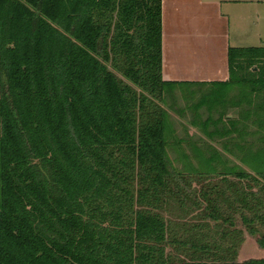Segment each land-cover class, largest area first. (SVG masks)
Instances as JSON below:
<instances>
[{
  "label": "trees",
  "instance_id": "obj_1",
  "mask_svg": "<svg viewBox=\"0 0 264 264\" xmlns=\"http://www.w3.org/2000/svg\"><path fill=\"white\" fill-rule=\"evenodd\" d=\"M228 61L201 83L192 124L221 148L195 147L192 177L168 153L167 96L194 83L163 79L162 0H0V264H264L221 227L238 214L264 248V47ZM208 177L216 230L172 232L164 204Z\"/></svg>",
  "mask_w": 264,
  "mask_h": 264
},
{
  "label": "crops",
  "instance_id": "obj_2",
  "mask_svg": "<svg viewBox=\"0 0 264 264\" xmlns=\"http://www.w3.org/2000/svg\"><path fill=\"white\" fill-rule=\"evenodd\" d=\"M162 44L164 80L194 83L184 87L225 82L230 76V47H264V0H162ZM217 144L212 145L221 148ZM227 178L224 183H220L221 177L212 182H217L218 190L229 192V180L235 182L237 178ZM236 216L233 222L221 223V227L244 232L237 236L242 241L234 257L243 261L261 247ZM204 220L212 221V230L217 228L216 219Z\"/></svg>",
  "mask_w": 264,
  "mask_h": 264
},
{
  "label": "rangeland",
  "instance_id": "obj_3",
  "mask_svg": "<svg viewBox=\"0 0 264 264\" xmlns=\"http://www.w3.org/2000/svg\"><path fill=\"white\" fill-rule=\"evenodd\" d=\"M181 88L182 87L175 88L174 92H171L167 96V103H173L176 101L175 108L169 110L171 116L170 125L175 132L169 138L168 153L177 171L193 177L195 174L190 173L191 167L199 166L195 152L196 148L200 147L203 149L206 146H212V144L216 143V141L203 136V132L198 125L192 124V119H197L198 114H201L202 116L211 114L207 108L202 107L196 111L194 106L201 99L202 94L209 89L211 90L212 87L188 86L182 88L183 90ZM232 89L235 91L238 90V88L234 86L230 87V90ZM233 92L234 91H232V93ZM226 112L228 113V116H237L238 108L228 106ZM196 123L199 124L198 119ZM178 138H181L182 141L179 142L177 140ZM217 145L221 146L220 143ZM209 181L210 177L202 180L199 179V182L193 179V183L189 185V187L184 186L188 189L190 196L194 194V197L198 199L197 202L194 201V198L189 199L188 197L181 196V199H179L176 196H172L164 204L163 213L172 232L177 228L182 229L185 226L190 227V225H193L196 228H199L202 225H209V222H206V220L201 217V212H205V209H208L209 212L211 211V207H209L210 204L203 194L204 191L208 190L212 194V188H210L212 182ZM210 223L212 227V222ZM256 247H258L257 244ZM260 253H263V250L258 248L257 253L253 251L248 258H262ZM255 255L257 256L251 257Z\"/></svg>",
  "mask_w": 264,
  "mask_h": 264
}]
</instances>
